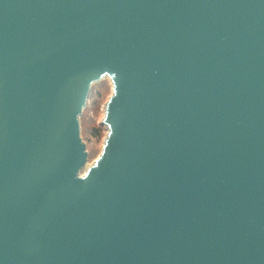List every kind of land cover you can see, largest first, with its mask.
I'll use <instances>...</instances> for the list:
<instances>
[{
  "label": "water",
  "instance_id": "obj_1",
  "mask_svg": "<svg viewBox=\"0 0 264 264\" xmlns=\"http://www.w3.org/2000/svg\"><path fill=\"white\" fill-rule=\"evenodd\" d=\"M0 264H264V0H0Z\"/></svg>",
  "mask_w": 264,
  "mask_h": 264
},
{
  "label": "rangeland",
  "instance_id": "obj_2",
  "mask_svg": "<svg viewBox=\"0 0 264 264\" xmlns=\"http://www.w3.org/2000/svg\"><path fill=\"white\" fill-rule=\"evenodd\" d=\"M111 96V79L104 77L92 86L83 115L80 116L81 139L84 141L88 155L86 168L93 165L102 152L108 133L102 122L105 115V106Z\"/></svg>",
  "mask_w": 264,
  "mask_h": 264
}]
</instances>
